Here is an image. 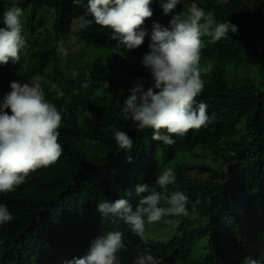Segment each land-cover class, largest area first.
Returning a JSON list of instances; mask_svg holds the SVG:
<instances>
[{"label": "trees", "instance_id": "16d2710c", "mask_svg": "<svg viewBox=\"0 0 264 264\" xmlns=\"http://www.w3.org/2000/svg\"><path fill=\"white\" fill-rule=\"evenodd\" d=\"M2 1L0 21L13 5L30 10L31 15L26 30L21 17L27 47L20 61L0 66V101L11 91L12 82L30 84L48 67L60 38L69 36L73 23L79 26V17L92 20L87 0L77 5L72 0ZM199 6L206 13L213 11L215 20L237 26L238 31L216 42L203 37L200 67L211 68L201 73L204 89L197 103L207 105L209 123L186 136L172 137L175 143L171 146L153 141L152 129L141 131L131 118L121 115L123 102L138 81L145 91L154 88L151 73L142 72V59L149 52L153 23L164 27L171 18L165 20L152 11L143 25L147 33L143 44L134 50L118 47L110 38L112 31L94 21L79 27V40L88 47L111 50L115 63L120 53L137 58L122 66L123 72L137 80H105V67L83 69L69 77L55 70L48 77L50 85L42 89L63 116L59 129L63 154L56 164L31 173L15 192L0 193V204L7 205L13 217L0 226V264H64L85 255L92 240L111 231L123 233L127 246L118 253L120 264H134L145 249L161 264H245L247 257L264 264V0H205ZM43 9L53 12V24L37 34L35 22ZM253 66L256 79H248ZM105 82L108 87L103 89ZM54 84L62 88L63 95L53 92ZM109 128L126 132L133 141L131 150L119 149ZM198 148L211 152L215 163H183L173 169L176 181L168 186V194L183 191L190 202L199 197V214L193 216L189 204V216L166 217L180 219L176 236L168 242L141 239L123 221L101 219L99 203L122 198L135 208L139 200L136 185L146 183L160 190L155 182L161 160L165 165ZM129 157L131 163L126 162ZM160 206L167 205L161 201ZM160 223L168 225L163 220ZM145 228L149 232L150 224ZM196 247L199 257H193Z\"/></svg>", "mask_w": 264, "mask_h": 264}, {"label": "clouds", "instance_id": "9594fccd", "mask_svg": "<svg viewBox=\"0 0 264 264\" xmlns=\"http://www.w3.org/2000/svg\"><path fill=\"white\" fill-rule=\"evenodd\" d=\"M181 0H167L161 7L164 15L173 12ZM74 5L80 0H72ZM152 0H87V12L92 20L78 18L80 28L91 26L92 22L112 31L111 39L117 46L134 50L143 44L147 33L143 30L145 21L153 15ZM186 12L173 15L168 27L153 23L149 52L143 56L142 64L149 70L154 88L145 91L141 82L130 90L123 102L121 115L131 120L141 131L152 129L153 141L173 145L172 137L186 136L190 131H199L209 123L207 105L197 103V97L204 89L202 72L211 68L200 67L201 53L205 47L203 37H211L213 42L228 39L235 34L237 26L229 21L215 20V13H207L197 0L186 5ZM23 9L13 5L3 13L0 27V66L20 61L21 52L27 47L22 35L21 17ZM55 88V85H53ZM84 87H88L87 84ZM103 83V89L107 88ZM11 91L0 101V193L15 192L27 182L31 173L40 168L56 164L63 154L59 143L63 116L57 107L50 103L39 84L19 82L10 84ZM58 95H63L57 90ZM6 109L10 110L11 115ZM88 118L92 114L87 112ZM121 150H131L132 139L126 132L109 128ZM166 133V134H165ZM92 143H95L93 141ZM132 162L129 157L126 161ZM176 176L172 168H166L156 178V188L148 184L135 186L139 197L133 208L127 199L114 202L103 201L97 205L101 219L114 218L130 226L131 232L145 238V225L161 222L173 224L166 217L198 215L201 204L183 191L175 190L168 194V186L174 184ZM148 193L147 195H142ZM131 195V192L128 193ZM164 201L167 206H160ZM206 203L210 204L211 199ZM13 219L7 205L0 204V226ZM123 233L111 231L97 236L91 241L88 252L80 258L65 260L64 264H120L118 253L126 250ZM134 264H161L150 249L140 252ZM245 264H260L253 257H247Z\"/></svg>", "mask_w": 264, "mask_h": 264}, {"label": "rangeland", "instance_id": "374dc122", "mask_svg": "<svg viewBox=\"0 0 264 264\" xmlns=\"http://www.w3.org/2000/svg\"><path fill=\"white\" fill-rule=\"evenodd\" d=\"M9 0H3L2 2L7 3ZM16 1V0H14ZM205 0H197L200 4H203ZM222 2H227L228 0H218ZM155 1L152 0L150 5L151 10L153 12H157L160 18L165 20L172 18L173 15L180 14L182 12H186V5L193 2V0H181L180 3L177 4L175 10L168 15H164L161 4L167 2V0H159L157 4L154 3ZM24 15L22 16L23 23L25 26L23 27L26 30V26L29 24L28 17L31 15L30 10L23 11ZM53 24V12L47 9H43L42 11L38 12V18L35 22L36 33L39 34L40 30ZM164 27H168L164 26ZM51 42V41H50ZM58 53V55H57ZM55 59L51 61L48 67L36 78L32 80L30 84H39L42 88L49 86L50 82L48 81V77L53 73L55 70H60L63 72L67 77L77 75L81 70H99L102 68H106L103 73V78L105 80L109 79H117L122 83H126L129 81H136L137 79L133 76H130L122 71L123 63L129 61L130 59H135L134 56L128 55L127 53H120L118 54L119 61L115 63L114 61V52L111 50L106 49H95L93 47H88L84 43L79 40V26L76 23L72 24L70 34L66 38H60V47L55 53ZM110 60L114 61L110 64ZM28 64V63H27ZM149 70L146 68L142 69L143 74ZM232 72L231 70H229ZM228 71L227 76L231 77L232 74ZM236 74V75H235ZM234 76H239L238 73H235ZM256 66H253L250 69V73L247 75L248 79H256ZM239 79V77H237ZM150 80H147L148 83ZM55 88L52 85V90L54 91H61L62 88L57 86ZM241 127V124L238 125ZM196 154L194 158L192 155ZM213 157L211 152L203 151L201 149H196L193 153H185L178 156L176 159L168 162L167 164H162V160L159 162V170L157 176L163 172L166 168L175 169L182 165L183 163L186 164H207L213 166L212 161ZM193 219L194 217H190ZM173 221V224H162L160 222L150 224V231L145 233V238L158 241V242H168L177 234V228L180 223V219L176 218ZM193 257H199L200 251L198 247L194 248ZM204 253H202L203 255Z\"/></svg>", "mask_w": 264, "mask_h": 264}]
</instances>
